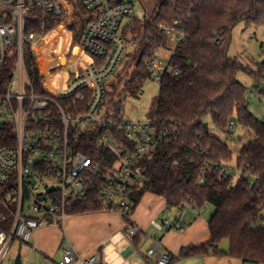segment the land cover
I'll return each instance as SVG.
<instances>
[{
    "label": "built area",
    "instance_id": "1",
    "mask_svg": "<svg viewBox=\"0 0 264 264\" xmlns=\"http://www.w3.org/2000/svg\"><path fill=\"white\" fill-rule=\"evenodd\" d=\"M133 8V0H0V195L14 206L9 229L0 228V264L14 238L29 243L40 226L60 224L68 202L86 198L92 185L99 187L101 210L128 211L146 181L140 158L173 133L157 131L154 117L131 121L106 115L105 83L126 43L134 47L138 40L124 33V19ZM76 11L81 17H73ZM158 27L174 41L167 56L159 54L166 44L144 61L159 82L171 69L169 58L183 32L177 20ZM59 28L67 35L62 51L58 38L46 45V37ZM24 45L34 53L41 76L38 91L26 69ZM11 55L14 62L4 71ZM108 83L114 85L115 79ZM235 127L230 121L228 128ZM90 137L97 139L92 150L104 147L116 155L106 170L84 151ZM220 171L233 169L223 164ZM163 226H169L167 220ZM170 227L182 225L176 221ZM123 230L134 246L137 229ZM59 253L56 264H101L97 254L82 258L67 242ZM149 255L156 264L169 263V253L160 248H148Z\"/></svg>",
    "mask_w": 264,
    "mask_h": 264
},
{
    "label": "trees",
    "instance_id": "2",
    "mask_svg": "<svg viewBox=\"0 0 264 264\" xmlns=\"http://www.w3.org/2000/svg\"><path fill=\"white\" fill-rule=\"evenodd\" d=\"M82 14L76 11L73 17ZM174 20L179 22L183 37L169 58L171 69L159 81L152 116L157 131L168 128L173 133L140 158L146 181L135 192L130 209L122 214L123 229L132 226L131 212L146 191L162 196L168 208L185 204L200 208L209 202L214 208L207 222L209 239L183 246L175 256L169 253V263L175 258L226 253L240 258L243 264H264V121L248 109L246 87L236 77L240 69L252 74L253 87L264 93V88H259V82L264 81V59L254 71L228 53L236 23L264 21V0H157L148 16L134 17L124 28V33L138 39L124 62V67L131 66L130 77L152 75L144 61L168 43L158 24ZM52 25L51 21L49 27ZM83 26L84 23L80 30ZM13 62L11 55L4 71H9ZM24 62L38 91L41 76L28 45H24ZM118 83L107 89L104 101L106 115L115 118L123 117L122 102L130 87L129 77L122 86ZM207 115L227 137L233 134V129L228 128L230 121L254 133L236 154L237 165H244L234 181L231 172L220 171V166L231 158L232 150L227 139L205 128ZM96 140L87 139L84 151L106 170L116 155L104 147L92 150ZM98 189L92 185L86 198L68 202L67 213L101 210ZM13 213V204L0 195L1 229H9ZM223 238L228 241L225 251L219 246ZM131 241L135 247L140 245L138 231Z\"/></svg>",
    "mask_w": 264,
    "mask_h": 264
},
{
    "label": "crops",
    "instance_id": "3",
    "mask_svg": "<svg viewBox=\"0 0 264 264\" xmlns=\"http://www.w3.org/2000/svg\"><path fill=\"white\" fill-rule=\"evenodd\" d=\"M185 205L167 207L169 211L175 209V212L167 217L164 198L150 191L143 193L130 215L132 226L137 229L141 237V243L137 248L131 246L125 236L122 214L117 210L70 213L60 224H47L37 228L30 242L26 244L29 246V253L41 258V263L44 264L49 260L56 264L54 256L57 252H61L62 245L66 242L82 258L92 254H97L100 258L102 254L109 253L112 247L122 256L123 264H147L149 261L155 262L154 255L145 256L148 248H160L175 256L181 247L198 245L209 239L206 217L202 218V213L194 206L189 205L192 208L190 210ZM165 220L169 224L168 227L163 226ZM176 221L181 222L182 232L169 230L172 228L170 225ZM227 246L228 242L220 248L225 251ZM239 260L240 264H243L240 258L226 253H207L175 258L168 264H239ZM13 263L14 261L10 262Z\"/></svg>",
    "mask_w": 264,
    "mask_h": 264
},
{
    "label": "rangeland",
    "instance_id": "4",
    "mask_svg": "<svg viewBox=\"0 0 264 264\" xmlns=\"http://www.w3.org/2000/svg\"><path fill=\"white\" fill-rule=\"evenodd\" d=\"M157 0H133L134 8L132 12L125 17L124 22L129 21L130 19L143 18L148 16L151 12V9L154 3ZM131 34H127V39H130ZM56 38L60 40L59 51L64 49L67 35L66 32L61 30L54 31L52 34L46 37V45L51 44ZM174 45L172 38L166 45V48L160 50L159 54L162 57L167 56L169 49ZM133 49V46L130 43H126L122 56L117 63L109 81L111 78L115 79V84L118 83L119 86H122L123 82L127 77H129L130 87L125 91V97L122 104V114L126 120H146L153 116V111L156 103V98L159 91V82L156 81L151 76L145 75H134L130 77L131 66L124 67V62L129 59L130 51ZM7 53H12L10 48H7ZM228 53L230 56L236 57L244 66H248L252 70H257L259 62L264 59V21L258 24H246L244 21H239L235 24L231 31V39L228 46ZM41 57H43V49L40 48ZM121 77V78H119ZM237 80L240 81L246 87V98H247V107L248 109L261 121H264V93H258L257 88L253 87L255 78L252 74H249L242 69L237 71L236 74ZM109 81L105 83L107 89L111 86ZM259 88H264V81L259 82ZM208 121L209 129L219 136L222 139H227L230 149L232 150L231 158L225 163L228 168H232V181H234L238 175V165L236 162V154L247 141L254 137L252 130L246 129L243 126L237 124L233 129V134L230 137H227L226 133L221 132L216 129V127L211 123L210 116H206ZM145 194V193H144ZM190 210L192 208L186 204ZM213 205L209 202L204 203L200 208H197V211L202 213V218L208 217L210 213L212 214ZM164 210L167 212L165 216L170 217L175 211V209H169L164 207ZM261 215L264 216V210H262ZM208 225V223H207ZM169 230L175 232H182V228H170ZM165 231V230H163ZM227 239L223 238L219 242V246L227 244ZM29 246L26 243L21 242L18 238H14L11 242L10 248L6 255V258L1 264H10L13 262L15 257L20 254L22 264H44L41 263V258L29 253ZM109 253H104L101 258V263L105 264H123L124 260L120 253L114 251V248H110ZM237 258V257H235ZM240 264V260L238 261ZM47 264H55L53 261L49 260Z\"/></svg>",
    "mask_w": 264,
    "mask_h": 264
},
{
    "label": "water",
    "instance_id": "5",
    "mask_svg": "<svg viewBox=\"0 0 264 264\" xmlns=\"http://www.w3.org/2000/svg\"><path fill=\"white\" fill-rule=\"evenodd\" d=\"M204 126H205L206 129L208 128L207 122H204ZM52 189H53V187L49 188V190H52ZM59 258H60V253L57 252L55 254V256H54V260L57 261ZM13 264H21V260H20V256L19 255L16 256ZM147 264H156V263L153 262V261H149V262H147Z\"/></svg>",
    "mask_w": 264,
    "mask_h": 264
}]
</instances>
